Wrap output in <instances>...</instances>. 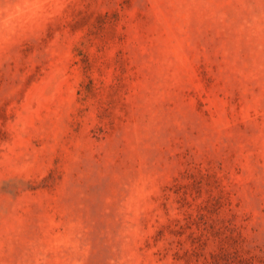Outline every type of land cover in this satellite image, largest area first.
Masks as SVG:
<instances>
[{
    "label": "rangeland",
    "instance_id": "obj_1",
    "mask_svg": "<svg viewBox=\"0 0 264 264\" xmlns=\"http://www.w3.org/2000/svg\"><path fill=\"white\" fill-rule=\"evenodd\" d=\"M0 264H264V0H0Z\"/></svg>",
    "mask_w": 264,
    "mask_h": 264
}]
</instances>
